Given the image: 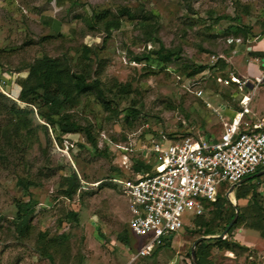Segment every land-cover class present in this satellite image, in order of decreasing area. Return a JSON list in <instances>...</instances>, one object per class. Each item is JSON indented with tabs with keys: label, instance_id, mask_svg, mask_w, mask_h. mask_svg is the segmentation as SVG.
Masks as SVG:
<instances>
[{
	"label": "rangeland",
	"instance_id": "obj_1",
	"mask_svg": "<svg viewBox=\"0 0 264 264\" xmlns=\"http://www.w3.org/2000/svg\"><path fill=\"white\" fill-rule=\"evenodd\" d=\"M145 12L157 16L161 45L179 53L167 64L151 62L153 73L132 60L160 47L146 40L132 21L131 16ZM93 14L104 19L93 21L92 27ZM108 20L119 22L109 36L104 31ZM263 24L264 0H0V70L10 72L14 95L17 80L27 76L24 66L42 56L65 58L73 72L99 80L103 91V97L86 93L67 111L80 129L58 133L59 143L52 127L36 114L27 116L19 135L7 134L12 118L0 114V264H192L193 243L216 216L224 215L227 205L205 209L201 226L185 214L184 227L172 240L147 257L134 258L144 242L129 232L127 199L104 181L133 179L141 172L135 169L140 161L150 166L149 149L158 137L219 138L223 124L205 103L212 97L237 107L232 88L223 86L231 72L217 66L190 75L189 67L211 66L213 54H223L228 65L233 49L226 39L236 38V28L257 35ZM260 66L255 61L243 66L253 83L260 81L255 93L264 88ZM196 90L203 92L201 98L193 94ZM129 110L132 115L126 119ZM81 129L91 132L96 149ZM72 171L88 185L67 199L62 179ZM20 179L30 183L27 193L18 185ZM251 181L258 182L256 190L264 195V176ZM30 198L33 213L21 234L17 205ZM230 198L236 204L234 194ZM225 238L245 252L214 245L206 264H264V233L238 227Z\"/></svg>",
	"mask_w": 264,
	"mask_h": 264
},
{
	"label": "built area",
	"instance_id": "obj_2",
	"mask_svg": "<svg viewBox=\"0 0 264 264\" xmlns=\"http://www.w3.org/2000/svg\"><path fill=\"white\" fill-rule=\"evenodd\" d=\"M243 43L241 38L226 39L228 47ZM219 60L227 61L223 54L211 55V66ZM259 84L249 78L224 79L223 86L233 89L241 108L230 123L223 122L219 110L205 103L223 124L219 138L158 137L149 149L153 157L150 171H141L133 179L104 181L116 186L127 199L129 231L144 242L136 258L149 256L156 246L182 230L185 214L201 216L221 192L226 197L231 186L264 170V120L254 124L243 121ZM0 94L23 105L2 79ZM193 94L201 98L203 92L196 90ZM86 185L81 180V188ZM223 185L227 187L223 189Z\"/></svg>",
	"mask_w": 264,
	"mask_h": 264
},
{
	"label": "trees",
	"instance_id": "obj_3",
	"mask_svg": "<svg viewBox=\"0 0 264 264\" xmlns=\"http://www.w3.org/2000/svg\"><path fill=\"white\" fill-rule=\"evenodd\" d=\"M131 17L134 24L146 37V40L159 44L160 46L156 51L134 56L132 60L135 63L145 64L146 70L153 73L154 69L149 65L151 62L167 64L179 58L178 52L176 53L172 50L165 49L156 37L158 21L154 13L145 12L140 16L136 15ZM102 19H104L103 15L93 14L90 18V23H92L90 26H94L93 21H100ZM118 27V21L108 20L105 23L104 31L107 33V36H109L110 30ZM238 35H242L244 43L250 46L252 41L264 37V24L262 25V31L257 35H253L249 28L246 30L243 28H236V38ZM230 47L232 48L233 45ZM248 53L251 54L252 52ZM217 66H219L223 72L227 71L225 62L219 60L214 66H190V75L198 74L207 69L212 70ZM22 70L27 72V76L18 79L15 87L17 89L16 96L23 106L0 94V114H7L12 118V121L7 127L8 135H19L20 131L27 126V116L36 114L38 120H42L46 125L52 127L54 139L59 143L58 133L68 134L80 129L72 120L71 114L67 113V111L75 108L79 104L80 98L88 92L94 91L96 94L100 95V97H103V91L99 86V80L95 79L88 81L84 73L73 72L65 58L59 59L42 56L33 63L24 66ZM13 85L14 84H12V86ZM120 88L125 90L126 86L119 85V89ZM104 103L107 102L103 101V104ZM131 115L132 111L129 110L125 118H129ZM81 130L85 133L93 148L96 149L97 143L91 132L88 129ZM135 169L138 172L150 171L151 166H148L144 161H140ZM18 185L22 187L24 192H28L30 183L27 180L20 179ZM257 185H259L258 182L254 183L251 181L245 182L235 188L234 197L239 214L227 234H229L233 228L238 227H243L245 230L257 232L259 234L264 233V195L257 192ZM62 187L64 188L62 195L67 199H72L77 192L80 191L81 179L72 171L68 177L62 179ZM241 201H245V204L240 205L239 202ZM221 205L228 206L224 215L221 217L220 215L216 216L208 228L202 232L201 236L221 234L234 218V207L228 203L224 196V192H221L217 196L215 202L207 205L206 209L209 207L217 209ZM17 207L16 228L21 234H25L29 228L30 216L33 213L31 198L28 202L19 203ZM68 217L71 220L77 221L76 216L72 213H70ZM195 219L200 226L203 225L204 220L202 215L195 217ZM214 245L239 254L244 253L246 250V248L239 245L237 246V244L229 243L226 238L202 241L195 248L198 264H206L209 253Z\"/></svg>",
	"mask_w": 264,
	"mask_h": 264
},
{
	"label": "crops",
	"instance_id": "obj_4",
	"mask_svg": "<svg viewBox=\"0 0 264 264\" xmlns=\"http://www.w3.org/2000/svg\"><path fill=\"white\" fill-rule=\"evenodd\" d=\"M254 41H252L253 43ZM249 47L251 48L249 50ZM233 55L229 57V64L227 65V71L231 72V77H237V78H250L246 74L243 73V66L244 63L247 62H260L261 66L264 70V37L254 42L252 46H248L247 44L243 43L240 45H236L232 47ZM248 52H252L249 54ZM0 79L5 80L9 87L12 88V82H11V74L10 72H1L0 70ZM231 98L233 100L237 99V94L231 90ZM207 100L211 101V105L213 108H216L219 110L220 117L223 118V122L230 123L233 119L236 113H238L241 108L238 105L237 101V107L231 106L225 102H215V98L207 97ZM264 101V88L259 92L254 93V96L251 99V102L249 104V113L244 114L243 121L249 122L251 124L256 123L258 120H260L264 116V111H261V104ZM210 103V104H211ZM264 170L259 171L258 173L262 172ZM234 194V192H233ZM128 210V208H127ZM129 213V211H128ZM172 237H169L166 241L172 240ZM165 241V242H166ZM165 244V243H164ZM136 258V255L135 257Z\"/></svg>",
	"mask_w": 264,
	"mask_h": 264
},
{
	"label": "water",
	"instance_id": "obj_5",
	"mask_svg": "<svg viewBox=\"0 0 264 264\" xmlns=\"http://www.w3.org/2000/svg\"><path fill=\"white\" fill-rule=\"evenodd\" d=\"M260 176H264V171L260 172V173H257L253 176H250L249 178H245L243 179L242 181H240L238 184L236 185H233L229 188V191H228V194L226 196V199L232 204V206L234 207V210H235V216L234 218L230 221V223L227 225V227L225 228V230L218 236H214V237H209V236H202L200 238H198L197 240H195V242L193 243L192 245V248L190 250V256L192 258V264H197V261H196V254H195V248L196 246L202 242V241H209L211 239H223L225 237V235L227 234V232L230 230V228L233 226V224L235 223L237 217H238V214H239V210L235 204L234 201L231 200V196H233V192L235 190V188L239 187L240 185H242L243 183L247 182L249 179H252V178H258Z\"/></svg>",
	"mask_w": 264,
	"mask_h": 264
}]
</instances>
